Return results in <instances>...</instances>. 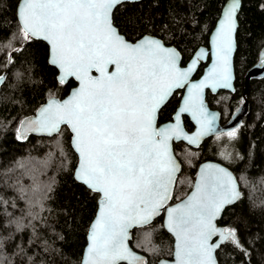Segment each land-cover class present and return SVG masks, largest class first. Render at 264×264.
I'll use <instances>...</instances> for the list:
<instances>
[{"label":"trees","instance_id":"trees-1","mask_svg":"<svg viewBox=\"0 0 264 264\" xmlns=\"http://www.w3.org/2000/svg\"><path fill=\"white\" fill-rule=\"evenodd\" d=\"M225 1L124 2L113 10V23L128 40L151 34L174 45L184 64L199 46H207ZM17 2L0 0V74L6 72L0 88V264H79L98 194L74 179L77 155L66 126L50 136L23 137L19 129L24 117L48 97L67 94L75 82L59 83L56 68L48 63L47 44L24 38L16 18ZM237 19L235 92H208L206 100L210 107L226 111L245 93L248 107L238 137L232 144L214 143V137L198 149L176 147L181 170L172 200L190 190L202 154L224 162L235 172L242 196L218 221L234 233L217 250L218 262L264 264V76L245 82L264 47V0H241ZM177 99L173 95L166 102L160 119L170 115ZM213 143L215 148L209 150ZM221 149L231 154V162L216 156ZM130 245L145 255L143 264H157L170 254L171 238L160 219H154L132 230Z\"/></svg>","mask_w":264,"mask_h":264},{"label":"snow or ice","instance_id":"snow-or-ice-1","mask_svg":"<svg viewBox=\"0 0 264 264\" xmlns=\"http://www.w3.org/2000/svg\"><path fill=\"white\" fill-rule=\"evenodd\" d=\"M123 0H23L18 17L25 39H43L50 45V63L61 71L60 83L69 76L79 89L63 102L50 101L33 130L51 134L61 124L74 133L80 155L77 179L102 194L103 203L90 235L86 264H143L129 251L128 229L150 222L170 198L177 165L169 140L183 137L198 143L207 134L211 119L203 106V88L229 87L228 57L232 50L238 0H232L217 33V64L198 84L174 117L175 123L156 127L158 110L174 89L187 84L196 60L187 69L178 67V54L158 40L144 38L132 44L113 26L112 12ZM203 55V53H201ZM114 70L109 72V66ZM95 70L99 76H92ZM2 79V78H0ZM191 112L200 131L187 136L181 115ZM234 133H229L233 135ZM238 193L229 173L215 169L202 175L196 191L184 204L170 208L168 228L178 239L176 264H215L214 235L234 237L217 229L213 221Z\"/></svg>","mask_w":264,"mask_h":264},{"label":"water","instance_id":"water-1","mask_svg":"<svg viewBox=\"0 0 264 264\" xmlns=\"http://www.w3.org/2000/svg\"><path fill=\"white\" fill-rule=\"evenodd\" d=\"M137 1H140V0H123L122 3H124V2H137ZM22 2H23V0H18L17 5H16V18H17V20L19 22L20 27H21V24H20V20H19V17H18V11H19V8L22 6ZM231 3H232V0H226L225 3L223 4V6L221 8V11H220V14H219V16H218V18H217V20L215 22V25H214V27L212 28V30H211V32L209 34L208 45L207 46H199L193 52V54L191 55L189 60L184 65L181 64V60H182L181 53L174 45H169V44L167 45V44H165L163 42V40L161 38H159V37H157L155 35H151V34H144V35H142L141 37H139L138 39H136L134 41L128 40L122 33L119 32L118 28L114 25L113 16H112L113 26L118 30V33L127 42L135 44V43L143 40L146 37L158 40L165 48L173 49V50H175L177 52V54H178V67L181 68V69L189 68L191 66L193 60H196V67L190 73V75L188 77L187 84H185V86L182 87V88L174 89L173 92L171 93V95L166 100V102H167L171 98L172 94L176 90H179V89L182 90V94H181V97L179 99L177 108L175 109L174 113L172 114V119L167 121V122L161 123L159 125L157 124L159 111L165 105V103H166L165 102L164 105H162L161 108L158 110L157 115H156V127L157 128H164V127H167L169 124L175 123L174 117L177 114L178 109L183 106V101L188 97V89H189V87L192 84L200 83L205 78V76L208 75V72L212 68V66L214 64H217V33H218L219 29H220V23H221V21L223 19L224 13L227 11V9L231 5ZM238 3H239V6L236 9V14H235L236 27H235V31L232 33V50H231V53H230V55L228 57V65H227L228 77H229L228 83L230 84V86L229 87H221V86L212 87L211 84H209L208 86L204 87L203 91H202L203 106H204V110H205V112L207 114V117L209 119H211L212 117H215L214 119H211V124L207 125V128H208L207 134L201 136L199 138L198 143H195V144L189 143V141L184 139L183 137H181L179 139L173 137L171 140H169L170 155H171L172 159L175 161V163L177 165V170H176V172L174 174L173 183H172V185L170 187V198L167 199L165 204L159 209V213L157 215L152 216V218H151L149 223H151L156 217H158L160 214L163 213V218H162L163 227L174 239V241H173V252H172V257L170 259L161 258V259L158 260L157 264H176V261H177L176 252H177L178 239H177L176 234L173 231H170L168 226H167L168 225V212H167V210L170 209V208H175V207H177V206H179L181 204L186 203L188 201V199L193 195V193H195L196 186L201 182L202 175H205L207 173H211L215 169H223L224 171H226L227 173H229L231 175L232 180L235 183V190L239 194L238 197L232 203L224 205V207L221 209L219 215L213 221V223L215 224L217 229L226 230L224 226L218 224V221L220 220L224 209L227 206L233 205L234 203H236L242 196V191H241V188H240V185H239V182H238V179L236 177L235 172L229 166H227L226 164H224V163H222L220 161L213 160V159H207V160H203V161L199 162V164L197 165L191 189L187 192V194L185 196H183L182 198H180L179 200L169 204V202L172 199L173 193H174V189H175V185H176V180H177L178 174H179V172L181 170V163H180L179 159L177 158V156H176V154L174 152L173 142L174 141H179V142L181 141V142H184V143H186L187 145H189L191 147L197 148L208 137L236 128L240 124V122H241V120H242V118H243V116H244V114H245V112L247 110L248 101H247V99H245L244 102L232 114V116L229 118V120L226 121L225 123L221 124L220 123V119H219L220 118L219 111L217 109H212L208 105V102L206 100V95H207L208 91L211 94H216L220 90H225V91H229V92H234L235 91V87H234V81H235L234 54H235L236 47H237V43H236V31H237V28H238L237 15H238V12H239L240 7H241V0H238ZM115 7H114V9H115ZM112 14H113V12H112ZM28 39H36V38L29 37ZM39 40H42V41H44L47 44V46H48V63L50 65H52L50 63V45H49V43L47 41L43 40V39H39ZM201 53H203V55H201ZM201 62L206 63V64L203 67V69L201 71V74L197 78H193V76L196 73V71H197V69H198V67H199ZM52 66L55 67L56 70H57L56 79L60 83L59 77L61 76L62 73H61L60 69L57 66H55V65H52ZM113 70H114V66L110 65L109 68H108V71L111 72ZM91 75L96 77V76H99V73L96 72L95 70H93L91 72ZM261 76H264V47H262V49L260 50L259 62H257L254 66L250 67L247 70L246 75H245V82L247 83L249 78H251V77L252 78H258V77H261ZM5 77H6V72L0 74V78H2V79H0V88H1L2 84L5 81ZM70 79H73V81L75 82V85L72 86L69 89L67 94H65L62 97H57V96L48 97L36 109V111L33 114L28 115V116L24 117L21 120L20 125H19V129H20V134L23 137H26L28 134H32V135H36V136H42V135L50 136V135L56 134L60 130V128L62 126H66L68 128L69 132H70V145H71L72 149L74 150L75 154L77 155V162H76V165H75L74 171H73L74 179L77 182L83 184L84 186H86L89 189V187L87 185H85L81 180L77 179V173H78L79 165H80V155H79V153L76 151V149L74 147V133L72 132L71 127L68 124H61L59 126V130L58 131H54L51 134H49L47 131L33 130L36 127V125L30 123L32 121H36V120H39L41 118L40 114H41L42 110L45 107L48 106L50 101L56 100L58 102H63L65 100H68V99L71 98L73 93L76 92L79 89L80 82L74 76H69L61 84L66 83ZM180 115H181V127L183 128L184 134H186L187 136H194L198 131H200L201 125L199 123H197V118H195L191 112H185V113H182ZM185 115L189 118V120L194 125V129L192 131H187L185 126H184L183 116H185ZM89 190H91V189H89ZM91 191H93V190H91ZM93 192H95V191H93ZM95 193H97V192H95ZM97 194H98V200H97L96 211H95V214H94V216H93V218H92V220H91V222H90V224L88 226V229H87L86 243H85V245L83 247L82 255H81V259H80L79 264H86V262L90 259L89 253H88V248L90 247V244H91L90 235H91L92 228H93L96 220L98 219L99 211H100V209L102 207V203H103L102 194H100V193H97ZM149 223H147V224H149ZM147 224H143V225L136 224V225L130 227L128 229V239L125 241V244L127 245L129 251H131L134 255L140 257L142 259V261H144L145 256L143 254L137 252L136 250H134L131 247L130 240L132 238V230L133 229L143 227V226H145ZM228 231H230V230H228ZM225 242H226V240H221L219 235H214L208 241V244L213 247L212 257H213V260H214L215 264H219L217 256H216V252L221 247V245L224 244ZM117 264H128V261L127 260H120V261H117Z\"/></svg>","mask_w":264,"mask_h":264},{"label":"flooded vegetation","instance_id":"flooded-vegetation-1","mask_svg":"<svg viewBox=\"0 0 264 264\" xmlns=\"http://www.w3.org/2000/svg\"><path fill=\"white\" fill-rule=\"evenodd\" d=\"M208 45V44H207ZM262 49V48H261ZM260 49V50H261ZM260 50H259V52H258V59L255 61V63H253L250 67H252V66H254L257 62H259V56H260ZM209 60V59H208ZM182 61V60H181ZM185 64V63H184ZM184 64H182V65H184ZM205 64L206 63H203V62H201L200 63V65H199V67H198V69H197V71H196V73L194 74V76H193V78H197L200 74H201V71H202V69H203V67L205 66ZM249 67V68H250ZM259 78V77H258ZM235 87V86H234ZM221 91V90H220ZM225 91V90H224ZM209 92V91H208ZM207 92V93H208ZM219 92V91H218ZM217 92V93H218ZM229 92V91H228ZM235 92V91H234ZM234 92H230V93H234ZM210 93V92H209ZM216 93V94H217ZM181 94H182V90H176L173 94H172V96L173 95H176L177 96V103H176V105H175V108L170 112V115L167 117V118H164V119H160L159 118V114H158V121H157V124L159 125V124H161V123H164V122H167V121H169V120H171L172 119V114L174 113V111H175V109L177 108V105H178V102H179V99H180V97H181ZM171 96V97H172ZM240 98H241V100L236 104L235 102H234V104L232 105V106H229L227 109H226V111L224 110V108H223V110L225 111H223V110H221V109H218V108H215V107H211L212 109H217L218 111H219V113H220V123L221 124H223V123H225L226 121H228L229 120V118L232 116V114L237 110V108L244 102V100L246 99L245 98V93H241V95H240ZM166 104V103H165ZM209 105V104H208ZM247 107H248V105H247ZM161 110V109H160ZM247 111V110H246ZM160 112V111H159ZM246 113V112H245ZM244 116H245V114H244ZM244 116H243V118H242V120H241V122H240V124L236 127V128H234V129H232V130H228V131H226V132H222V133H219V134H215V135H212V136H210V137H208L207 139H205L204 141H206V140H208V139H212V138H216V137H218V136H221V135H226V134H229V133H237L238 132V130H239V128H240V126L242 125V122H243V119H244ZM183 121H184V126H185V128H186V130L187 131H192L193 129H194V125L192 124V122L189 120V118L185 115V116H183ZM204 141L197 147V148H195V149H198V148H200L202 145H203V143H204ZM181 144H186V143H184V142H179V141H174L173 142V148H174V152H175V148L176 147H178L179 145H181ZM187 145V144H186ZM189 146V145H188ZM214 147L215 148V144L213 143V144H210L209 146H208V148H209V150H210V148L211 147ZM191 147V146H190ZM194 148V147H193ZM203 155V154H202ZM201 155V159H199V161H198V163L196 164V167H197V165L199 164V162H201V161H203V160H207V159H213V158H210V157H208V155L206 156L205 154V156H202ZM213 160H217V159H213ZM217 161H219V160H217ZM221 162V161H220ZM196 167H195V169H194V172H193V175H192V183H193V178H194V176H195V171H196ZM180 173V172H179ZM191 189V188H190ZM187 194V193H186ZM185 194V195H186ZM184 195V196H185ZM177 200H179V199H177ZM177 200H172L171 199V201L169 202V204L170 203H173V202H175V201H177ZM162 218H163V213L162 214H160L158 217H156L155 219H160V221H161V225H162V227H163V224H162ZM218 224H220V225H222L221 223H219L218 222ZM148 225V224H147ZM224 226V225H223ZM163 229H164V227H163ZM165 230V229H164ZM165 232L166 233H168L166 230H165ZM169 234V233H168ZM169 236H170V238H171V251H170V254L169 255H167V256H162V257H160L159 259H161V258H168V259H170L171 257H172V252H173V241H174V239H173V237L169 234ZM132 239V238H131ZM227 241V240H226ZM132 247V246H131ZM133 248V247H132ZM135 250V249H134ZM138 252V251H137ZM140 253V252H139ZM142 254V253H141ZM145 256V255H144ZM146 258V257H145ZM158 259V260H159ZM158 260H157V262H158ZM144 261H145V259H144ZM144 261H143V263H144Z\"/></svg>","mask_w":264,"mask_h":264},{"label":"rangeland","instance_id":"rangeland-1","mask_svg":"<svg viewBox=\"0 0 264 264\" xmlns=\"http://www.w3.org/2000/svg\"><path fill=\"white\" fill-rule=\"evenodd\" d=\"M237 137H238V135L236 133H234L233 135H229V134L221 135V136L214 138L213 142L215 143V142H220L221 140H226L227 142H230L232 144L234 142V140H236ZM228 147L229 146H227L226 148H228ZM216 156L219 157L223 161L231 162V154L228 151H226V149L225 150L224 149L219 150L217 152Z\"/></svg>","mask_w":264,"mask_h":264}]
</instances>
